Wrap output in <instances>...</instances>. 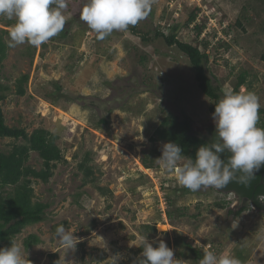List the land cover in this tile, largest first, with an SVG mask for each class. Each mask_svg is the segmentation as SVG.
Masks as SVG:
<instances>
[{
  "label": "rangeland",
  "instance_id": "374dc122",
  "mask_svg": "<svg viewBox=\"0 0 264 264\" xmlns=\"http://www.w3.org/2000/svg\"><path fill=\"white\" fill-rule=\"evenodd\" d=\"M84 2L69 0L64 29L40 47L27 43L9 47L8 34L4 36L7 55L0 66V82L11 88L0 102L5 124L28 134L37 128L48 130L57 136L64 158L47 184H33L35 199L49 205L44 220L24 228L14 241L22 245L29 234L39 237L41 243L26 250L31 264H48L51 252L58 253L60 264L64 256L74 264H102L115 252L123 253L122 264H132L142 252L136 247L139 227L147 224L155 227V233H147L154 247L161 240L184 238L200 254L212 250V245L218 255L235 256L241 249L244 264H264V210L249 206L240 215H226L238 205L231 195L212 188L192 192L156 161L152 169L141 164L143 156L156 160L161 155L164 143H150L147 134L163 115H186L195 136H209L215 129L210 102L198 90L186 58L155 36L169 34V26L177 27L179 41L208 55L206 74L212 85H219L221 98L231 91L239 73H248L250 87L242 86L239 92L259 97L262 121L264 3L154 0L146 19L99 40L79 18ZM193 14V22L186 24ZM238 19L244 31L235 26ZM14 23L0 16V29L10 31ZM195 27L201 28L199 35ZM21 75H28L24 96L14 92ZM56 85L67 96L46 98ZM100 118H107V127H99ZM140 135L144 139L137 141ZM13 143L21 142L0 139V150L7 152ZM154 150L158 157L151 156ZM84 160L92 168L93 180L82 185L78 164ZM27 165L41 167L36 153H30ZM167 195L186 209L172 223L163 214ZM61 224L81 238L74 252L65 254L54 239ZM92 232L105 237L110 251L91 244ZM180 245L178 250L186 254L181 260L198 264Z\"/></svg>",
  "mask_w": 264,
  "mask_h": 264
},
{
  "label": "clouds",
  "instance_id": "9594fccd",
  "mask_svg": "<svg viewBox=\"0 0 264 264\" xmlns=\"http://www.w3.org/2000/svg\"><path fill=\"white\" fill-rule=\"evenodd\" d=\"M154 0H85L80 9L81 21L103 40L114 31H127L146 19ZM69 0H0V16L14 19L8 33V46L25 43L40 47L65 27V11ZM259 97L254 92H228L214 105L215 139L199 146L195 156L188 157L176 142L162 145L161 155L155 161L164 173H174L176 181L192 192L213 188L217 191L230 183L247 187L254 172L264 165V128L257 127L260 110ZM144 138L140 135L137 141ZM227 153L226 159L221 157ZM238 203V200H237ZM236 203V204H237ZM235 206V205H234ZM63 224L55 229L54 239L66 253L74 252L81 238ZM91 244L110 251L107 240L96 232L91 233ZM139 257L132 264H189L175 258L173 249L164 241L157 246L138 234ZM123 253H111L102 264H122ZM59 261V260H58ZM0 264H31L20 243L10 242L0 248ZM62 264H74L65 261ZM198 264H242L231 254L206 251Z\"/></svg>",
  "mask_w": 264,
  "mask_h": 264
},
{
  "label": "trees",
  "instance_id": "16d2710c",
  "mask_svg": "<svg viewBox=\"0 0 264 264\" xmlns=\"http://www.w3.org/2000/svg\"><path fill=\"white\" fill-rule=\"evenodd\" d=\"M264 3V0H260ZM194 14L186 19V24H190L194 20ZM9 24V23H6ZM236 27L244 31L241 19L236 22ZM199 35L200 27H195ZM170 33L157 32L155 36L161 37L168 47H175L178 52L183 55L194 75V81L201 94H203L210 102L208 111L214 112V105L220 100L221 92L219 85H212L210 79L206 74V65L208 62V55L201 52L197 46H192L188 43L181 42L177 39L175 31L176 26H169ZM9 31L0 29V66L7 55V45L4 41V36ZM223 44V43H222ZM206 47L207 44L205 43ZM221 46V44H220ZM264 59V55L262 57ZM248 73L242 71L236 76V83L233 85L231 92H239V88L245 86L249 89L250 81H247ZM28 82V75H21L14 83V92L18 96H24L26 93V85ZM11 91V88L0 82V102L6 97V93ZM54 93V94H52ZM68 93L61 91V88L53 86L52 92L45 93L46 98L66 97ZM48 96V97H47ZM264 113L263 111H261ZM99 127H107V118H100L98 120ZM150 134H147V140L150 143L155 142H176L182 149L183 154L188 157L195 156L197 148L205 143L211 142L215 139V129L210 131L209 136H195L191 133V120L186 115L173 116L168 114L162 116L159 123L153 126ZM257 127L264 128V118L259 121ZM11 139L13 141H20L21 143H13L11 149L7 152L0 150V248L10 246V242L14 241L22 230L28 226L38 224L44 220L45 212L49 205L35 199L33 184L40 181L47 184L53 176V171L56 165L64 162V158L60 148L56 145L57 136L43 128H37L30 134L23 128L9 127L5 124L4 116L0 107V139ZM36 153L41 160V167L39 169L32 168L27 165L30 153ZM158 157L157 150L151 151ZM227 153L221 158L226 159ZM141 164L145 169H152L155 166V160H149L145 156L141 159ZM78 170L83 174L82 185L92 182V168L87 165V160L81 161L78 164ZM213 189V188H212ZM214 191H217L214 189ZM221 195L234 193L241 200L246 198L257 210H261L262 206L257 202L260 195L264 196V165L254 172V178L251 183L245 187L236 183H230L226 188L217 191ZM224 203H220L222 205ZM185 208L178 207L175 204L174 198L167 195L165 197L164 216L171 223L178 218L185 215ZM245 209H240L237 212L229 209L226 215L237 216ZM194 217V216H193ZM140 234L155 233L154 225H142L139 227ZM180 242V243H179ZM41 243V240L35 234H29L23 239L22 246L25 250ZM167 246L174 251L175 258L181 259L186 256L185 251L178 250L183 244L186 253L192 259L199 261L203 254L195 245L185 244L184 238H177L172 242H167ZM216 249L212 245V251ZM235 257L239 258L244 264L247 260L242 253V250H236ZM48 264H60L59 255L56 252L47 254ZM59 260V261H58Z\"/></svg>",
  "mask_w": 264,
  "mask_h": 264
},
{
  "label": "flooded vegetation",
  "instance_id": "af4514ba",
  "mask_svg": "<svg viewBox=\"0 0 264 264\" xmlns=\"http://www.w3.org/2000/svg\"><path fill=\"white\" fill-rule=\"evenodd\" d=\"M227 195H231L235 202H237V200H238L237 208L235 210L232 209L234 212H237V211H239L240 209H243V208L246 210L249 206L252 207V209H254V211L264 210V196L263 195H261V196L259 195L258 198L256 199L257 202L262 206L261 210H257L246 198H242L240 200L239 197L237 195H235L234 193H228ZM244 211H242V212H244Z\"/></svg>",
  "mask_w": 264,
  "mask_h": 264
}]
</instances>
